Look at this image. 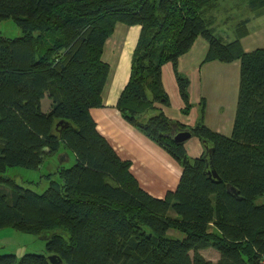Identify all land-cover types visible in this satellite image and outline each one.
I'll return each instance as SVG.
<instances>
[{"label": "trees", "instance_id": "1", "mask_svg": "<svg viewBox=\"0 0 264 264\" xmlns=\"http://www.w3.org/2000/svg\"><path fill=\"white\" fill-rule=\"evenodd\" d=\"M218 1L0 0V22L13 19L24 34H0V229L47 241L45 255H1L0 264H51L50 256L62 264H264V48L244 50L249 19L231 42L215 35ZM240 1L264 10V0ZM119 24L141 32L117 109L183 168L163 199L141 188L92 116L103 107L110 72L103 54ZM199 37L209 45L205 63L241 62L230 137L206 126L205 99L194 127L160 108L170 106L162 68L171 63L190 112V81L178 61ZM181 133L202 142L199 158L175 142ZM61 147L76 163L47 175L43 193L6 175L14 167L39 170ZM209 249L219 254L216 263L203 256Z\"/></svg>", "mask_w": 264, "mask_h": 264}, {"label": "crops", "instance_id": "2", "mask_svg": "<svg viewBox=\"0 0 264 264\" xmlns=\"http://www.w3.org/2000/svg\"><path fill=\"white\" fill-rule=\"evenodd\" d=\"M249 12L251 16L241 20H250L247 25L248 33L241 40L246 52L256 50L251 47L256 40L252 38L253 33L250 27L260 32L258 38L263 40L264 45V10L259 13H253L250 10ZM259 21L261 24L258 23ZM140 32V27L119 24L114 34L107 40L103 60L110 66V72L102 93L103 107L92 110V116L98 131L118 156L123 161L131 162V172L141 188L152 197L163 199L168 192L175 191L178 187L183 168L164 149L128 123L117 109L121 93L131 76L133 54ZM261 48L264 47L257 49ZM208 51L207 41L199 37L190 51L178 61V71L190 81L189 95L192 104L190 112L186 114L183 111L185 106L171 63L162 68V80L170 97V106L160 108L171 120L194 127L200 119L201 101L205 99L206 126L216 133L230 137L237 111L241 62L205 63ZM49 105L46 111H49ZM185 147L191 159L199 158L204 153L202 142L195 137L186 141ZM202 254L213 263L219 260V254L212 249L203 251Z\"/></svg>", "mask_w": 264, "mask_h": 264}, {"label": "rangeland", "instance_id": "3", "mask_svg": "<svg viewBox=\"0 0 264 264\" xmlns=\"http://www.w3.org/2000/svg\"><path fill=\"white\" fill-rule=\"evenodd\" d=\"M247 5L240 0H219L217 9L211 14L216 20L215 35L221 37L225 42L235 40L237 24L249 16ZM251 16V15H250ZM261 24V21L258 22ZM254 27V26H253ZM256 43L251 44L252 49L264 47L262 41L258 38L260 32L252 30ZM0 34L10 39L22 37L23 31L13 19L0 22ZM251 37L248 39L251 41ZM51 101L46 98L43 101V109H47ZM68 154V158L66 156ZM76 158L72 151L61 147L57 155L48 157L39 170H29L20 167L8 168L6 175L13 178L16 183L24 188L31 189L36 193H43L48 187L47 175L56 171L59 165L65 168H71L75 165ZM168 236L179 237L177 231H171ZM46 239L43 236L32 235L17 231L13 228L0 229V256L14 254L22 258L27 254H46Z\"/></svg>", "mask_w": 264, "mask_h": 264}, {"label": "water", "instance_id": "4", "mask_svg": "<svg viewBox=\"0 0 264 264\" xmlns=\"http://www.w3.org/2000/svg\"><path fill=\"white\" fill-rule=\"evenodd\" d=\"M190 138H191V135L189 133H181V134L176 136L175 142L183 143V142L188 141ZM213 175L216 178L218 177L217 174L215 173V171H213ZM49 260H50L51 264H62V260H60V258H58L57 256H50Z\"/></svg>", "mask_w": 264, "mask_h": 264}]
</instances>
